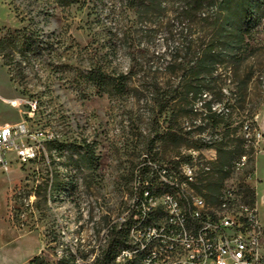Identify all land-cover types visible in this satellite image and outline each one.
I'll use <instances>...</instances> for the list:
<instances>
[{
    "label": "rangeland",
    "instance_id": "obj_1",
    "mask_svg": "<svg viewBox=\"0 0 264 264\" xmlns=\"http://www.w3.org/2000/svg\"><path fill=\"white\" fill-rule=\"evenodd\" d=\"M174 6L142 20L125 0H0V38L33 32L42 45L15 51L9 62L0 53V125L25 124L19 144L35 146L13 175L0 172V264H94L113 225L124 224L128 239L136 175L156 182L159 166L194 147L215 158L201 178H217L218 155L204 139L227 130L251 143L240 146L248 165L231 167L223 187L238 188L244 200L254 190L264 223V22L251 41L256 51L215 72L206 101L229 108L215 124L206 106L196 103L193 113L191 97L175 93L174 61L186 56L194 28L176 20ZM45 129L52 139L30 136ZM167 130L184 143L164 141ZM118 256L113 264H129Z\"/></svg>",
    "mask_w": 264,
    "mask_h": 264
},
{
    "label": "built area",
    "instance_id": "obj_2",
    "mask_svg": "<svg viewBox=\"0 0 264 264\" xmlns=\"http://www.w3.org/2000/svg\"><path fill=\"white\" fill-rule=\"evenodd\" d=\"M207 96L205 93L197 103L203 106ZM29 105L35 110L37 101L30 100ZM218 105L222 104L210 101V110L219 113ZM228 112L226 107V113L219 114ZM27 134L23 123L0 125V172L6 177L19 170L22 161L35 156L34 145L19 144V137ZM30 136L39 140L54 137L49 129ZM250 143L246 138L244 145ZM213 161L215 158L202 155L201 149L191 147L174 156L171 166H159L156 182L136 175L127 213L129 223H136V231H131L130 242L119 249L120 263L136 245L147 243L149 254L142 264H264V223L257 203L245 201L240 190L229 185L221 188L216 201L197 189L201 172L209 174ZM248 163L249 155L244 153L233 161L232 168L241 170ZM161 186L168 189L160 192ZM148 207H156V221L139 228V218L146 216Z\"/></svg>",
    "mask_w": 264,
    "mask_h": 264
},
{
    "label": "trees",
    "instance_id": "obj_3",
    "mask_svg": "<svg viewBox=\"0 0 264 264\" xmlns=\"http://www.w3.org/2000/svg\"><path fill=\"white\" fill-rule=\"evenodd\" d=\"M52 1L61 6H69L78 0ZM125 1L142 20L163 18L169 10V4L173 3L176 20L180 23L189 22L194 28V33L192 28L190 29L184 45L186 56L175 58L174 61V67L181 71L179 87L175 93L185 98L191 97L190 109L193 113H198L195 104L212 88L215 72L221 65L239 66L245 58L256 51L251 41L255 39V34L264 22V0ZM41 46L38 34L33 32L29 34L17 32L0 38V53L7 62L15 51L32 54ZM91 74L92 78L97 79L101 85H107L108 82L105 81L100 70H93ZM220 93L222 94L221 91ZM209 104L210 101H205L203 106L208 108L209 117L218 124L226 115L219 113H226V108H219V113H216L210 110ZM163 135L164 141L173 142L177 147L184 143L183 137L172 130H167ZM245 141L246 138L236 137L231 130H227L225 135L212 134L210 139H204L203 145L216 149L218 156L214 166L220 175L217 178H200L196 186L198 191L211 201H216L233 161L241 154L247 153L240 148ZM167 189L163 186L158 187L160 192ZM245 200H249L247 202L251 204L256 203L254 190L246 189ZM123 225L115 224L111 227L102 254L94 264H113L119 249L126 244L127 233L123 230Z\"/></svg>",
    "mask_w": 264,
    "mask_h": 264
},
{
    "label": "bare ground",
    "instance_id": "obj_4",
    "mask_svg": "<svg viewBox=\"0 0 264 264\" xmlns=\"http://www.w3.org/2000/svg\"><path fill=\"white\" fill-rule=\"evenodd\" d=\"M127 218L129 219V217ZM150 221H156V207L146 208V216H140L139 218V228H147V225L150 224ZM129 225L130 233L128 235L127 242H130L131 231H136V223H130ZM147 254H149V246L147 243H139L136 245L135 250L130 251L124 260H126L129 264H142V262L145 261ZM118 259L120 260L119 256Z\"/></svg>",
    "mask_w": 264,
    "mask_h": 264
}]
</instances>
